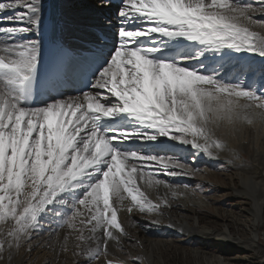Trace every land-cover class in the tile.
Returning a JSON list of instances; mask_svg holds the SVG:
<instances>
[{"label": "snow or ice", "instance_id": "snow-or-ice-1", "mask_svg": "<svg viewBox=\"0 0 264 264\" xmlns=\"http://www.w3.org/2000/svg\"><path fill=\"white\" fill-rule=\"evenodd\" d=\"M113 6L96 0L76 20L94 32L96 16L114 26L109 50L62 38L64 0H0V260L8 264L45 233L56 237L47 246L57 257L74 236L72 254L85 264L114 256L110 245L123 251L125 239L142 247L120 212L163 215L190 186L160 177L200 171L157 151L162 138L193 149V163L228 152L221 164L244 167L227 138L264 134V0H119L114 14Z\"/></svg>", "mask_w": 264, "mask_h": 264}, {"label": "bare ground", "instance_id": "bare-ground-1", "mask_svg": "<svg viewBox=\"0 0 264 264\" xmlns=\"http://www.w3.org/2000/svg\"><path fill=\"white\" fill-rule=\"evenodd\" d=\"M95 2L96 0H64L69 14V24L65 30L66 33H69L68 37L71 39V42H74L73 40L80 41L74 43L81 45L83 42H89L95 39L94 31L89 30L83 24L76 23L79 15L87 10H91ZM114 9H116V7L113 6L111 9L112 13ZM88 23L99 25L102 31H108L111 29L103 27V22L99 16L91 18ZM112 28L115 27L113 26ZM249 58L259 62V58L254 55H251ZM227 139L229 146L240 152L243 161H246L243 156L244 154L253 160L252 164L249 162L245 164L244 167L238 166L241 162H237V165H231L235 168V170H233L232 173L230 172L232 176L229 175L230 183H232L233 186L229 187V189L231 190L232 196L245 197L247 198V202H250L251 207L246 209V214L255 218L253 226L255 227L256 232L253 231L249 224H245V227L243 228L244 232L249 234L248 238L246 236L242 237L240 234H233L228 226L224 229L204 227L199 216V209H203L206 206L208 198H206L202 192L197 190V187L195 188V183L202 178H197L196 175L194 178L184 176L175 178L161 176L160 178L162 179H168L173 183L188 184L190 187L186 190L185 196L171 200L172 207L164 208L163 215H144L138 211H134L129 214L126 210H122L120 212V219L127 229L129 236L133 239L139 240L143 245L142 247L137 246V248H139L138 251L132 250L128 246L126 242L127 240H124L123 244L127 248L129 247V251L132 256L143 257L145 264H156L158 259L163 258V248L172 249L177 241L175 240V236L181 234L182 231L184 234L190 235L193 239L201 238L206 243H218L223 252H227L229 250L231 251L232 247H238L252 253L259 260V263L264 262V244L258 241L259 234L257 231L258 228H256L258 220L264 219V134H260L258 136L253 133L251 129H245L243 132L238 133L235 136L228 137ZM168 149L177 153L182 158V162L188 158V155L193 156L194 154L193 149H190L187 146L179 145L177 142L162 138L159 145L156 146V150L164 151ZM230 158V153L222 152L219 160L210 159L204 155H197L195 161L200 160V167L198 166L200 171L205 174L207 173L206 177L210 176L209 179L213 180V182L215 180L216 182L220 180L219 175L212 172L210 175V170H213L211 167H214V170L215 168L219 169L220 166L224 165H221L220 161H226ZM188 166L193 169L197 168L191 164H188ZM156 168H158L157 165L152 166V170H156ZM203 179L207 180L206 178ZM235 179L238 180L240 185L235 184ZM149 194L151 198H156L155 192L149 190ZM125 203L127 204V201ZM152 219L159 220L161 227L153 228L149 231L135 223L136 220L143 222L145 220ZM167 225H173V227H167ZM67 231L68 230L66 229L60 230L59 238L61 242H63V238L67 234ZM55 241L56 237L54 235H49L48 233L43 234V236L36 241V243L40 244V247L34 248L30 254L26 253L24 248H21L12 264H25V261H27L29 257L31 259L29 263L31 264L85 263L82 257L73 256L72 254V249L75 243L74 236H71L68 239L69 251L61 253L59 257H57L56 253L47 246L49 242L55 243ZM110 251H113L115 255L118 256L117 261H122L123 264L129 263V258H126L119 251H116L111 245ZM192 251L196 256L204 254L199 248H194ZM46 253H49V255H46ZM101 260L102 259L98 261V264H102ZM114 260L116 259L114 258ZM214 261L216 264H227L223 255L218 256ZM0 264H8V262L6 259L0 260Z\"/></svg>", "mask_w": 264, "mask_h": 264}, {"label": "rangeland", "instance_id": "rangeland-1", "mask_svg": "<svg viewBox=\"0 0 264 264\" xmlns=\"http://www.w3.org/2000/svg\"><path fill=\"white\" fill-rule=\"evenodd\" d=\"M243 156L245 157L246 161H248V163L250 162L252 164V159H250L246 154H244ZM184 162L194 165V167H200L201 163L200 160L193 163L192 155H188V158H186ZM211 168H213V170H210V175L211 172L217 173L220 180L216 182L214 180L213 182V180L209 179L210 176H207V178V173L205 174L202 171H200L199 173L197 172L198 175L196 174L197 178L202 179H199L195 183V188L197 187L196 189L202 192V194L205 195L206 198H208L207 202L209 203H207L203 209H199V216L201 218L202 225H204V227L213 229H224L228 226L233 234H240V236H246L248 238L249 234L244 232L243 228L245 227V224H249L252 227L253 231L256 232L255 227L253 226L255 218L250 217L246 214V209L248 207H251L250 202H247V198L231 195V190L229 189V187L233 186L232 183H230L229 175L232 176L231 173L233 172V170H235V168L228 164L220 166L219 169L215 168V170L214 167ZM203 178H206L208 181ZM235 184L240 185L237 179H235ZM198 186H202V190L201 187ZM256 228H258L257 231L259 234L258 241L264 244V219L258 220ZM175 237V240H177L175 246L172 249L163 248V258L158 259V262L156 264H216L214 260L217 259V257L220 255H223L227 264H264V262L259 263V260L249 251L240 249L238 247H232L231 251L229 250L227 252H223L218 243H206L201 238L193 239L190 235L184 233L176 235ZM126 240L127 239H125V241ZM126 242L132 250H139L137 246H133L128 242V240ZM129 247L127 248L124 245L123 251L119 252L126 258H129V263L127 264H135L134 260L131 258L132 255L130 254ZM194 248H199L204 254L196 256L192 251V249ZM46 255H49V253H46ZM117 257V255H114L113 258L112 256H109V258L101 257V262L103 264L105 259L110 258H115L117 260ZM30 261L31 259L29 257L27 261H25V264H31L29 263ZM96 263L98 264V261H96L95 264Z\"/></svg>", "mask_w": 264, "mask_h": 264}]
</instances>
